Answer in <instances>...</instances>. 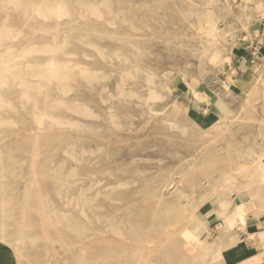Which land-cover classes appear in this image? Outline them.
<instances>
[{
    "label": "rangeland",
    "instance_id": "obj_1",
    "mask_svg": "<svg viewBox=\"0 0 264 264\" xmlns=\"http://www.w3.org/2000/svg\"><path fill=\"white\" fill-rule=\"evenodd\" d=\"M24 1L27 3V0H16L15 9L9 5L6 11L9 18L4 20L5 3L0 0V27L2 23L9 24L11 28L21 29L22 33L17 43L0 41V60H13L15 63L8 67L7 75L4 74L9 83L8 89L0 91H4L1 94L7 103L0 111V264H92L91 260L96 264L95 251L90 248L93 242L91 238H104L110 242L115 235L105 226L110 222L119 224L121 218H125L126 264H132V255L137 248L143 251L140 264H149L148 260L153 258L165 264L167 254L172 256V264H203L197 254L189 256L185 253L182 243L185 229L203 211L215 206L223 191L228 199L244 193L254 176L260 173L259 163L264 158V84L261 90L247 95L238 106L217 107L218 122L209 131L196 129L183 111L191 86L211 96L204 87L217 85L219 74H225L216 66L212 68L199 64L198 36H202L201 33L204 34L209 27L200 26L195 32L190 26L195 20L187 21L183 17L184 12L191 7L205 13L212 11L218 18V27L227 35L226 42L218 40L216 47L234 55L243 44V38L240 30L233 25V4L228 0H220L212 6L201 0H164L161 6L183 10L180 16L175 11L174 16L178 15V18L171 21L164 17L165 12H158L160 22H173L169 25L171 31L165 30L166 27L161 30L156 28L154 32L144 28L131 36L128 35L125 18L111 25L93 18L90 21L78 18L71 24L60 23L58 33L55 35L51 30V36L46 32L53 26L48 21L23 18V15H31L33 6L38 5L40 0H33L35 4L28 0L30 5ZM74 12L78 15L83 13ZM101 12L115 14L116 10L102 9ZM242 31L247 30L243 28ZM74 34L84 38L76 39L78 36ZM150 34L154 36L148 37ZM178 38L183 39L180 43L187 41L188 47L175 45V42H179ZM164 39L174 42H164ZM53 41L59 50L57 59L63 68L68 69L71 78L62 82L63 90L60 92L52 84L54 87L50 86L51 97L48 101H67L71 109L68 107L59 112L58 117L61 116L63 124L57 127L51 122L37 132L30 111L34 102L41 108L46 86L36 76L44 72L43 66L49 57L48 47L54 44ZM129 42L135 46L131 48ZM5 44L11 49L4 51ZM184 57H187L188 63L172 64L173 60ZM125 59L128 63H125ZM127 70H131V75H126ZM148 77L152 78L150 84ZM183 77L190 86L183 81ZM39 82L43 87L41 93L36 89ZM80 84L82 88H79ZM150 88L161 95L160 99L149 98ZM23 91L28 97L24 105L26 108L19 101ZM127 92L130 95L125 97ZM127 97L130 99L126 100ZM180 99L184 101L180 102ZM215 116L208 115L209 118ZM81 153H84L82 160H78ZM55 169L59 171L60 185L54 189L49 181L53 182ZM67 178L71 192L66 199L63 186ZM161 186L165 187L162 191ZM57 189L62 193L61 199L54 194ZM78 194L86 198L78 199ZM126 198L131 201L127 206L137 209L138 214L129 212L125 206ZM77 200L88 204L84 208L86 217L81 215L82 204L75 207ZM22 204L27 206L25 212L22 211ZM39 208L45 210L40 215ZM49 217H54L58 222L50 224ZM88 219H92L90 224ZM25 220L27 228L24 226ZM65 221H70L69 226L81 224L87 229L85 232H91L88 234L92 236L88 240H77L74 230L71 226L66 227ZM137 224L141 225L140 229L145 234L143 239L147 235L154 237L152 232H148L150 227L158 230L157 241L144 243L132 238L131 230ZM95 230H99L98 234ZM15 236L24 240L19 252L3 240L4 237L9 239Z\"/></svg>",
    "mask_w": 264,
    "mask_h": 264
},
{
    "label": "bare ground",
    "instance_id": "obj_2",
    "mask_svg": "<svg viewBox=\"0 0 264 264\" xmlns=\"http://www.w3.org/2000/svg\"><path fill=\"white\" fill-rule=\"evenodd\" d=\"M2 1V0H1ZM31 1V0H30ZM33 1V0H32ZM37 1V0H36ZM36 1H33L36 2ZM202 3H204V0H201ZM206 1H209V0H206ZM211 1H214V2H221L220 0H211ZM3 2L5 3L3 6L5 8V11H4V15H3V19H7L9 18V15L6 13V11L9 9V5L13 6V8L15 9L16 6H17V2L16 0H3ZM2 2V4H3ZM19 2H21V0H19ZM23 2V0H22ZM24 3H26L24 1ZM31 2H29L27 0V3L26 4H29ZM33 3L31 5H33ZM39 4L33 6L32 8V12H31V15L28 17L26 15H23V18L24 19H28L31 18V20H33L34 18H40V19H43V20H46L49 22V24L53 25L52 27L50 26V28L46 29L47 31L46 32H49L52 30L55 35L58 33V29H59V24L62 23V22H66L67 24H71L73 22H75L78 18H83V19H88L90 21V19H97L98 21H106L108 24H113L114 21H118V19H122V18H125V23L128 25V29H129V33L128 35H131V36H134L136 35V32H140L141 30H143L144 28H146L147 30H152V32H154V29L156 28H163V27H166L165 30L167 31H171L170 29V26L173 22H168V21H162L160 22L159 19H158V12L162 11V12H165L164 13V17L167 18V20L171 21L173 20L174 18H176L178 15L174 16V13H176L175 11H177L179 13V16L181 15V12H183V10L179 7L177 8H173V7H163L161 6L163 3H164V0H40V2H38ZM142 4V5H140ZM200 4V3H199ZM30 5V4H29ZM200 6V5H199ZM21 7V6H20ZM230 7V6H229ZM18 8V7H17ZM26 9H28L27 7H25ZM187 8V7H186ZM102 9H106L108 11H115L116 10V13L115 14H112V13H109V14H104L101 12ZM74 11H82L83 13H80L79 15L74 12ZM84 11H88L87 13H85ZM25 12V11H24ZM187 12V13H186ZM184 12V16L187 21H189V19H194L195 22L194 24L190 25L192 26L191 28L194 29V31L196 32L200 26H204L205 24H208V23H211V26L209 27L208 31H204V34L201 33L202 36L199 35V33H197L199 36H198V39L197 40V44L198 46L200 47L199 50V64L200 65H205L207 64V66H216L218 68V70L220 72H223V73H228L229 70H230V63L232 61V58H233V55H231L230 53L224 51L223 49H218L215 45L218 44V40H222V41H225L227 39V35H226V32H222L221 29L217 26L218 24V18L211 12H203V10L200 12L198 11L197 9H193V7H191L190 9L188 8V11ZM173 13V14H172ZM20 15V14H19ZM19 17V16H18ZM21 17V16H20ZM87 17V18H85ZM178 18V17H177ZM22 19V18H21ZM37 20V19H36ZM35 20V21H36ZM165 20V19H164ZM230 20V19H229ZM30 21V20H29ZM40 20H38L39 22ZM42 22V21H41ZM25 24H27V22H24ZM23 23V25H24ZM170 23V24H169ZM192 23V22H191ZM32 24V23H30ZM40 24V23H39ZM43 24V23H42ZM65 24V25H67ZM179 24V23H178ZM184 24H188V23H184ZM19 25V24H18ZM29 25V24H28ZM64 25V26H65ZM83 25H87V24H83ZM189 25V24H188ZM27 26V25H26ZM26 26H25V29H26ZM82 26V25H81ZM180 26V24H179ZM183 26V25H182ZM189 26V27H190ZM23 28V26H21ZM24 29V28H23ZM164 29V28H163ZM35 30V29H34ZM43 30V29H42ZM161 30V29H160ZM175 30V29H173ZM39 31V30H38ZM41 31V30H40ZM146 31V30H145ZM183 31V30H182ZM185 31V29H184ZM57 32V33H56ZM151 32V31H150ZM177 32V31H176ZM181 32V31H180ZM48 33V34H49ZM127 33V32H126ZM142 33V32H141ZM173 33V32H171ZM184 33V32H183ZM146 34V33H145ZM163 34H166V33H163ZM168 37L170 36V33H168ZM175 34V32H174ZM229 34V33H228ZM22 33H21V29H15V28H11L9 26V24H5V23H2L1 24V27H0V41L3 42V40H5L6 42H9L10 44L11 43H15L16 41H19V37H21ZM24 35V34H23ZM51 35V33L49 34ZM71 35V34H69ZM138 35V34H137ZM140 35V34H139ZM143 35V33H142ZM141 35V36H142ZM149 35V34H148ZM153 34H150V36L148 37H152ZM185 35V34H184ZM203 35L205 36V40L202 38ZM52 36V35H51ZM67 36V35H66ZM75 36V34H74ZM73 36V38H74ZM78 36V37H77ZM75 37H77L76 39L79 38V40L83 39L84 36L82 35H77ZM130 36V37H131ZM154 36V35H153ZM160 36V35H159ZM172 36V35H171ZM176 36V35H174ZM177 36H179L177 34ZM176 36V37H177ZM183 37V35H180ZM208 36H211V37H208ZM230 36V35H229ZM56 37V36H55ZM54 37V38H55ZM68 37V36H67ZM71 37V36H70ZM146 37V36H145ZM173 37V36H172ZM185 37V36H184ZM66 38V37H65ZM161 38H164V37H161ZM166 38V37H165ZM197 38V37H196ZM69 39V38H68ZM129 39V38H128ZM169 39V38H168ZM164 39V42H169V43H173L174 40L170 39ZM176 39V38H175ZM189 39V38H188ZM233 39V38H232ZM133 40V39H132ZM172 40V41H171ZM179 40V38H178ZM180 40H183V39H180ZM180 40L179 42H175V45H179V46H186L188 47V45L186 43H188L186 41V43H180ZM57 41V40H56ZM55 41V42H56ZM68 41V40H67ZM75 41V40H74ZM135 41V40H134ZM191 41V40H190ZM208 41H210L211 43L208 44ZM70 42V41H69ZM73 42V41H72ZM226 42V41H225ZM17 43V42H16ZM54 43V41L52 42ZM190 43V42H189ZM3 44V43H2ZM137 44V43H136ZM186 44V45H185ZM195 44V43H194ZM193 44V46H194ZM6 45V44H5ZM13 45V44H12ZM11 45V46H12ZM128 45L132 48L134 47L133 44H131L130 42L128 43ZM15 46V45H14ZM127 46V45H126ZM172 46V45H171ZM4 47V46H3ZM6 48L4 49L5 50H10L11 48L10 47H7V45L5 46ZM190 47V46H189ZM192 47V46H191ZM14 48V47H12ZM23 49V48H22ZM25 50V49H24ZM44 50V49H43ZM190 50V49H189ZM192 50V49H191ZM196 50V48L194 49ZM46 51V50H45ZM178 51V50H177ZM9 52V51H8ZM59 50H58V46L54 43L52 45H49L48 47V60L46 61L44 67V72H40L38 76H36L40 81H44L45 83V92H46V96H42L44 98L42 99H45L43 101L42 106L41 108L38 106V104H36V102H34V106L32 107L31 111H30V115H31V119H32V124L34 125V129L35 131H40L41 129H43L45 126H47L48 124L50 125L51 122L55 125V126H60L62 122V118L60 116V118L58 117L59 116V112L60 111H63V110H67L68 109V105L69 103L66 104L65 101H55V100H51L50 102L48 101V99L51 97L49 92H50V86L52 84L55 85V89L58 90L60 92V90H63V87L61 86L62 82H65L67 81L68 79H70L71 77H69V73L68 72V69L66 67L63 68L62 66V63L57 59V54H58ZM2 53V52H1ZM174 53V52H173ZM184 53V52H183ZM7 54V53H6ZM60 54V53H59ZM61 55V54H60ZM122 55V54H121ZM174 55V54H173ZM172 55V57H173ZM184 56V55H183ZM187 56V55H186ZM46 58V56H45ZM190 59V58H189ZM131 60V59H130ZM5 61V60H3ZM0 60V91L1 90H4L8 87V84L7 83V79L5 78V73H7V70H9V66L10 65H14L15 63L13 62V60H9V61H6V62H3ZM166 61V60H165ZM133 61H131L132 63ZM169 62V61H168ZM188 59L187 57H184V58H181V59H177V60H173L172 61V64L174 65H182V64H186L188 63ZM125 63H128V60L125 59ZM165 63V62H164ZM160 64V62H159ZM163 64V63H162ZM161 64V65H162ZM18 66V65H17ZM38 66V65H37ZM133 66V65H132ZM206 66V65H205ZM130 67V66H129ZM204 67V66H202ZM132 67H130L131 69ZM138 68V67H137ZM213 68V67H212ZM211 68V69H212ZM36 69V68H35ZM34 69V70H35ZM33 70V72H35ZM11 71V70H10ZM172 71V70H171ZM184 71V70H183ZM181 72V71H180ZM231 72V71H230ZM14 73V72H13ZM31 73V72H30ZM127 76L131 75V70H127V72H125ZM5 74V75H4ZM9 74V73H8ZM186 74V73H185ZM17 75V74H16ZM24 75V74H22ZM20 75V76H22ZM74 75V74H73ZM73 75H72V79H73ZM83 75V74H82ZM134 75V74H133ZM90 76V75H89ZM9 76H7L8 78ZM12 77V76H11ZM26 77V76H25ZM87 77V76H86ZM34 78V77H32ZM75 78V76H74ZM91 78V77H90ZM232 78V77H231ZM85 79V78H84ZM229 79V78H228ZM37 80V81H39ZM80 79H78V82ZM88 81V79H86ZM92 80V79H91ZM28 82V80H26ZM83 81V80H82ZM85 81V80H84ZM148 83L150 84L152 82V78L151 77H148ZM183 81L185 83H187L189 86H190V83L186 80L185 77H183ZM16 82V81H15ZM77 82V83H78ZM89 82H91L89 80ZM88 82V84H89ZM93 82V80H92ZM11 83V82H10ZM36 83V82H34ZM38 83V82H37ZM40 83V82H39ZM71 83V82H69ZM82 83V82H81ZM84 83V82H83ZM72 85V84H71ZM70 85V87H71ZM90 87H91V84H89ZM44 86V87H45ZM53 86V85H52ZM22 87V86H21ZM54 87V86H53ZM164 87V86H163ZM162 87V89H163ZM72 88V87H71ZM79 88H82L81 87V84H80V87ZM8 89V88H7ZM12 89V88H11ZM37 91L38 93H41L43 91V87H42V84H38L37 86ZM53 89V88H52ZM13 90V89H12ZM23 90V89H22ZM165 90L166 92L168 93V88L165 87ZM8 91V90H6ZM11 91V90H9ZM15 91V90H14ZM163 91V90H162ZM4 92V91H2ZM2 92H0V111H2L7 103H6V100L4 99V97L2 96ZM17 92V91H16ZM82 92V91H80ZM2 93V94H1ZM9 93V92H8ZM30 93V92H29ZM37 93V92H36ZM44 93V92H43ZM130 93V92H129ZM19 94V93H18ZM34 94V92H33ZM62 94L64 95V92H62ZM83 94V93H81ZM126 95H130L128 94V92L125 94V97ZM135 95V94H134ZM137 95V94H136ZM10 96V95H9ZM39 96V95H38ZM41 96V97H42ZM82 96V95H81ZM160 94H158L154 89L150 88L149 89V98L150 99H160ZM169 96V95H168ZM33 97V96H32ZM35 98H37L35 95H34ZM130 97V96H129ZM127 97L126 100H129L130 98ZM173 97V96H172ZM188 97L189 99L191 98H195L197 99V101L199 100V102H203L205 104H211L212 101H210L209 99L211 98V96H209L207 93H204V92H201V93H196L195 92V89L191 86L190 89H189V94H188ZM138 98V97H137ZM8 99V98H7ZM38 99V98H37ZM164 99V98H163ZM25 100V102H24ZM33 100V99H32ZM41 100V99H39ZM47 100V101H46ZM20 104L23 108H26L24 105L25 103L28 101V97H27V94L25 91H23V93L20 95ZM38 102V100H36ZM9 102V101H8ZM31 102V101H30ZM52 103V104H51ZM54 103V104H53ZM11 104V103H10ZM40 104V103H39ZM126 104V103H125ZM12 105V104H11ZM32 106V105H30ZM40 109H39V108ZM87 107V106H86ZM69 109H71V107H69ZM30 110V109H29ZM4 113V112H3ZM17 113V112H16ZM25 113H28L27 111ZM62 113V112H61ZM88 113V112H87ZM171 116V115H170ZM224 122V121H223ZM2 121L0 119V125H1ZM65 124V123H64ZM175 125V124H174ZM226 125V124H225ZM131 126V125H130ZM46 129V128H45ZM10 133V131H9ZM37 135V134H36ZM34 136V135H33ZM37 138V137H35ZM74 144V143H73ZM21 145V144H20ZM76 145V144H75ZM22 146V145H21ZM36 146V145H35ZM78 146V145H76ZM74 147V146H73ZM20 149L18 148L17 151H19ZM76 150V148H75ZM15 153V152H14ZM19 153V152H18ZM23 151L20 153L22 155ZM17 154V153H15ZM84 153H81V156L78 157V160H82L81 157ZM1 157H4V156H1ZM16 157V156H14ZM76 157V156H75ZM55 158V157H53ZM2 160V159H1ZM0 160V161H1ZM13 160V159H11ZM17 160V159H16ZM72 163V162H71ZM134 163V162H133ZM131 163V164H133ZM20 165V164H18ZM22 166V165H21ZM49 166V165H48ZM18 167V166H17ZM54 167V166H53ZM16 168V167H15ZM22 168V167H20ZM19 169V168H18ZM17 170V169H16ZM50 170V169H49ZM48 170V171H49ZM17 172V171H15ZM20 172V171H19ZM64 172V171H63ZM21 173V172H20ZM19 173V174H20ZM23 173V171H22ZM78 173V172H77ZM18 175V174H17ZM20 175H23V174H20ZM47 175V174H46ZM58 175H59V171L57 169L54 170V174H53V182L49 181L50 185L55 188L58 187V184L59 183V178H58ZM76 175V174H74ZM79 175V173H78ZM77 175V176H78ZM19 176V175H18ZM64 176V174H63ZM89 176V174H88ZM22 177V176H20ZM24 177V176H23ZM22 177V178H23ZM37 177V175H36ZM46 177V176H45ZM41 178H44V177H41ZM48 178V177H47ZM79 178V177H78ZM34 179V178H33ZM51 179V178H50ZM49 179V180H50ZM64 179V178H63ZM68 179V178H67ZM77 179V178H76ZM75 179V180H76ZM44 180H47V179H44ZM87 180V179H86ZM70 180H66L65 182V195L64 198H68L67 196H69L68 194H70L71 192V187L69 186L70 183H68ZM73 181V180H71ZM99 181V180H98ZM30 182V181H29ZM28 182V183H29ZM38 182V181H37ZM93 182V181H92ZM163 182V181H162ZM161 182V183H162ZM75 183V182H74ZM77 183V181H76ZM34 184V183H33ZM29 185V184H28ZM27 185V186H28ZM73 185V184H72ZM25 186V185H24ZM33 186V185H32ZM62 186V184H61ZM166 186V185H165ZM35 187V186H33ZM32 187V188H33ZM75 187V186H74ZM28 188V187H27ZM30 188V187H29ZM61 188V187H60ZM82 188V187H81ZM53 189V190H54ZM165 187L164 186H161L160 187V191L164 190ZM46 190V189H45ZM61 190V189H60ZM83 190V189H82ZM32 191V189H31ZM23 192V191H22ZM29 192V191H27ZM57 195V197H60L61 199V192L58 191H54ZM37 193V192H36ZM61 193V194H60ZM78 193V192H77ZM99 193V192H98ZM114 193V192H113ZM17 194V193H16ZM29 194V193H28ZM94 193H92L93 195ZM110 194V193H108ZM112 194V193H111ZM7 195V194H6ZM45 195V194H44ZM43 195V196H44ZM87 195V194H86ZM90 195V196H92ZM22 196V195H21ZM29 196V195H28ZM36 196V194L34 193L33 197ZM46 196V195H45ZM78 199L79 198H86L83 194H78L77 195ZM111 196V195H110ZM227 193L225 191H223L220 195V201H224L225 198H228L227 197ZM26 197V195L24 196ZM42 197V196H41ZM3 198V196H2ZM28 198V197H27ZM35 198V197H34ZM40 198V197H39ZM70 198V197H69ZM103 198V197H102ZM218 198V197H217ZM163 199V198H162ZM219 199V198H218ZM233 199V198H232ZM27 200V199H25ZM29 200V199H28ZM70 200V199H69ZM68 200V201H69ZM118 200V199H117ZM234 201V200H233ZM28 202V201H27ZM90 202V201H89ZM130 199L129 198H126L125 199V206H127L128 204H130ZM25 203V202H24ZM29 203V202H28ZM80 202L77 200V202H75V207H77V205L79 206L80 204H82V206L80 205V208L82 210L81 212V215L83 217H86V214L84 213V208L87 207L88 204H85V202ZM249 203V202H248ZM26 204V203H25ZM25 204H22L24 206H22V211H26L27 209V206ZM72 204V203H71ZM74 204V203H73ZM50 205V204H49ZM228 205V204H227ZM28 206H31L30 204ZM35 206V205H34ZM91 206V205H90ZM20 209H21V206H19ZM48 207V205H47ZM91 207H94L91 206ZM33 208V206H32ZM129 212L131 213H137L138 214V210L137 209H134V208H131V206H127L126 207ZM34 210V209H33ZM38 210V214L42 212H44V208H39L37 209ZM230 210V209H229ZM21 211V210H20ZM19 212V210H18ZM17 212V213H18ZM47 212V210H46ZM128 213V212H127ZM208 213V212H207ZM16 214V213H15ZM24 214V213H23ZM27 215V213H25ZM46 214V213H45ZM90 214H92L90 212ZM210 214V213H209ZM214 214V213H213ZM18 215V214H16ZM22 215V214H21ZM40 215V214H39ZM56 215V214H55ZM94 215V213H93ZM215 215V214H214ZM35 216V214L33 215ZM92 216V215H91ZM22 217V216H21ZM42 217V215H41ZM59 217V216H58ZM61 217V216H60ZM94 217V216H93ZM92 217V218H93ZM96 217V216H95ZM132 217V215H131ZM64 218V217H62ZM99 218V217H98ZM106 218V217H105ZM120 218V217H119ZM24 219V218H23ZM39 219V218H37ZM47 219V217H46ZM114 218H112L111 221H113ZM116 219V218H115ZM43 220V218H42ZM64 220V219H63ZM92 219H88V222L91 221ZM99 220V219H98ZM131 220V218H130ZM26 221V220H25ZM40 221H41V218H40ZM100 221V220H99ZM103 221V220H102ZM43 222V221H42ZM48 222L50 224H55L56 222H58L57 220L53 219L52 218H48ZM70 222V221H69ZM66 223L65 221V226L66 227H72V229L74 230L75 232V236L77 235V240H82V239H90V236L88 233H91V232H85V230L87 231V229L84 227H82L81 224H74L73 225H68V223ZM116 222V220H115ZM27 221L25 222V227H26V224ZM96 223V222H95ZM104 223V222H103ZM102 223V224H103ZM21 224V223H20ZM43 224V223H41ZM70 224V223H69ZM90 224V222L88 223ZM101 224V223H100ZM118 224V223H117ZM114 224L113 222H110L107 226H105V229H107L108 231L112 232L114 235H115V238L112 240H110V242H107L105 240H103L104 238H99V237H96V239H92L93 242L91 244V249H94L95 251V255H96V264H126L125 263V218H121V220H119V224ZM128 224V223H127ZM136 224V223H135ZM93 225V224H92ZM104 225V224H103ZM102 225V226H103ZM21 226V225H20ZM22 225V227L25 229ZM39 225H37L36 227L38 228ZM134 227H136L135 225H132ZM43 227V226H42ZM97 227V225L95 226ZM129 227H131L129 225ZM27 228V227H26ZM141 228V225L137 224V227L136 228H133V230H131V235H132V238H136L138 240H143L142 242L144 243H151L153 240L154 241H157L158 239V230L155 231L153 229V227H150L148 232H152L154 234V237H149L147 235V237L145 239H143V237H145V234L142 233V230L140 229ZM220 228V227H219ZM39 229V228H38ZM82 229H84L82 231ZM95 229V228H94ZM98 229V228H97ZM127 229V228H126ZM100 230V229H99ZM98 230V231H99ZM220 230V229H219ZM237 230V229H236ZM18 231V230H17ZM22 231V230H21ZM96 231V230H95ZM98 231H96V233L98 234ZM147 231V230H146ZM202 231V230H201ZM206 231V230H205ZM221 231V230H220ZM207 232V231H206ZM24 233V231H23ZM96 233H95V236H96ZM128 233V232H127ZM209 233V232H208ZM21 235V232L19 233ZM92 234V233H91ZM112 234V235H113ZM198 234V233H197ZM100 235V234H99ZM129 235V234H128ZM24 236V235H23ZM27 236V235H26ZM101 237V236H100ZM103 237V236H102ZM200 237V236H199ZM7 238V237H6ZM6 238L4 237V242L11 245L13 247V249L15 251H18L19 252V249L24 245V240L23 238L19 237V236H15L13 238ZM64 238V237H63ZM98 238V239H97ZM111 238V237H110ZM198 238V237H197ZM232 239V238H231ZM130 240H131V237H130ZM198 240V239H197ZM136 241V240H135ZM32 242V240H31ZM80 242V241H79ZM26 243V242H25ZM85 243V242H84ZM195 243V242H194ZM233 243V242H232ZM83 244V243H82ZM35 245V244H34ZM67 245V244H66ZM70 245V244H69ZM89 246V245H88ZM138 246V245H137ZM24 248V247H23ZM80 249V248H79ZM82 250V249H81ZM87 250V248H86ZM22 251V250H21ZM83 251V250H82ZM91 251V250H90ZM86 254V252H84ZM82 254V253H81ZM80 254V255H81ZM87 255V254H86ZM84 255V256H86ZM15 256V255H14ZM91 256V255H90ZM19 257V256H18ZM22 259V258H21ZM87 259V258H86ZM143 259V251L140 250V248H137V251L135 253H133L132 255V264H140L141 261ZM166 262L165 264H172V256L170 254H167L166 255ZM131 260V259H130ZM84 261H86L84 259ZM92 261V264H95L93 263V260ZM148 262H150L149 264H163L162 262H158L156 261L155 258L153 259H150L148 260Z\"/></svg>",
    "mask_w": 264,
    "mask_h": 264
},
{
    "label": "crops",
    "instance_id": "obj_3",
    "mask_svg": "<svg viewBox=\"0 0 264 264\" xmlns=\"http://www.w3.org/2000/svg\"><path fill=\"white\" fill-rule=\"evenodd\" d=\"M228 1L233 4V25L240 30L243 44L236 49L229 72L219 74L217 85L204 87L213 103L180 99L185 102L183 111L187 120L200 131H209L218 122L217 107L238 106L264 84V0ZM204 2L209 6L218 3ZM204 26L210 27L211 23ZM243 28L247 31H242ZM195 92L202 91L195 89ZM210 114L216 116L209 118ZM258 169L260 173L244 193L219 200L185 229L182 243L187 255L197 254L203 264H264V158Z\"/></svg>",
    "mask_w": 264,
    "mask_h": 264
}]
</instances>
